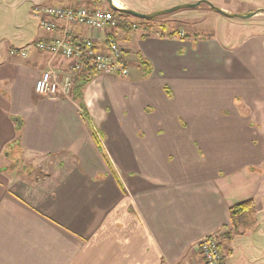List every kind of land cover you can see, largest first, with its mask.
Here are the masks:
<instances>
[{"label":"crops","instance_id":"obj_1","mask_svg":"<svg viewBox=\"0 0 264 264\" xmlns=\"http://www.w3.org/2000/svg\"><path fill=\"white\" fill-rule=\"evenodd\" d=\"M117 26L71 30L101 44L108 36L116 41ZM63 29L40 27L34 40ZM207 40L138 39L147 76L138 56L132 61L118 44L129 74L97 73L81 87L90 126L71 93H34L40 74L67 71L68 59L7 54L0 62V161L15 146L41 160L22 176L0 166V264H205L199 241L228 231L230 207L247 199L255 204L254 233L225 242L223 263L264 264V74L254 70L255 42L230 50ZM211 49L227 64L216 76L198 74ZM206 52L199 63L189 61ZM238 97L247 110L235 105ZM239 244L249 250L242 263Z\"/></svg>","mask_w":264,"mask_h":264},{"label":"rangeland","instance_id":"obj_2","mask_svg":"<svg viewBox=\"0 0 264 264\" xmlns=\"http://www.w3.org/2000/svg\"><path fill=\"white\" fill-rule=\"evenodd\" d=\"M56 0H0V62L5 60V57L11 55L12 49L22 50L28 49L36 43L37 33L40 32L39 20L32 14L33 5L49 6L54 4ZM90 1V2H89ZM123 2L136 6L144 13L135 11L141 14H150L159 11H166L173 7L184 4L199 3L193 8H182L173 12L155 16L152 18H140L134 15H118L114 14V18L118 23L116 41L119 45L126 49V55L135 61L137 56L142 58L138 48V39L142 35H164L175 32L176 40L190 41L192 38L208 39L207 41H215L221 46L229 47L227 49L234 50L239 48L244 43H253L256 51H252V62L254 70L260 74H264V51L259 52V46L264 48V0H122ZM93 0H84L82 4L85 6L93 5ZM102 9L111 10L107 0L100 1ZM222 10L226 15L215 11L212 7ZM260 13L254 15V13ZM112 12V10H111ZM144 23L152 25V29L143 27ZM164 28H159L160 25ZM203 33L204 38L196 37L195 34ZM183 37L177 39L179 34ZM140 36V37H139ZM148 37V36H147ZM146 37V38H147ZM160 37V36H159ZM165 38V37H160ZM167 38V37H166ZM145 39V38H144ZM34 40V41H33ZM216 46L214 45V48ZM234 48V49H233ZM217 51V50H216ZM210 63L203 65V62L196 64L195 70L198 74H203L205 71H210L207 74L216 76V70L221 69L227 63L220 55L225 58L219 51L210 50ZM203 56H190L189 61L199 63L203 58L209 57L208 53L201 54ZM249 56V54L247 53ZM12 56V55H11ZM21 57V56H16ZM174 57V56H173ZM185 58V57H184ZM184 58L180 57L182 63ZM228 58V57H227ZM143 59V58H142ZM205 66V68H204ZM188 69V68H187ZM196 73V74H197ZM195 74V73H193ZM262 77V76H261ZM41 97V96H38ZM235 105L247 110L241 98L234 99ZM17 136L20 137V131H17ZM16 143L18 141H15ZM9 156H3L0 161V166L17 175H24L30 169L34 168L41 157L34 156L28 153H23L21 146H15L7 151ZM253 231H246L245 235L252 237ZM243 235V234H242ZM249 239H245V243ZM238 261L243 260L247 256L248 246L239 244ZM245 249L246 251H244ZM228 256L226 259L228 260Z\"/></svg>","mask_w":264,"mask_h":264},{"label":"built area","instance_id":"obj_3","mask_svg":"<svg viewBox=\"0 0 264 264\" xmlns=\"http://www.w3.org/2000/svg\"><path fill=\"white\" fill-rule=\"evenodd\" d=\"M33 14L38 18L41 27L49 30H55L57 23H62L64 29L61 35L37 42L28 49H12L10 54L26 57L30 50H36L69 60L67 71L49 68L40 74L34 84V92L38 96L70 98L73 79L84 72L87 66L99 74L120 77L129 74L123 52L113 38L108 36L105 48L96 49L97 43L73 36L71 30V26L86 27L96 32L114 29L117 21L108 9L93 6H35ZM218 241V235L214 233L205 235L199 241L198 250L205 264H224Z\"/></svg>","mask_w":264,"mask_h":264},{"label":"trees","instance_id":"obj_4","mask_svg":"<svg viewBox=\"0 0 264 264\" xmlns=\"http://www.w3.org/2000/svg\"><path fill=\"white\" fill-rule=\"evenodd\" d=\"M93 7L96 8H100L101 4H100V0H93ZM112 10V12H111ZM109 10L111 12V14L114 16V14H118V15H122V16H126L129 14L124 13L121 10H117V9H111ZM260 12V11H258ZM144 28L147 29H152V25H148V24H143ZM159 28H164V25H160ZM177 35V33H176ZM175 32L173 33H169L166 36L164 35H159L160 37H167V38H173L176 37ZM149 35H142V39L146 38ZM196 37H202L204 38V34L203 33H197L195 34ZM110 38H113L112 36H109ZM114 39V38H113ZM107 43V39L104 40L101 44H97L96 45V49H101V48H105V45ZM138 61L140 63V65L143 68L144 71V75L147 76L150 72V66L148 64V62L144 61L140 56H138ZM97 74L95 71L92 70V68L90 66H87L86 70L84 72H82L78 77L73 79V84L71 87V98L73 101H76L80 111H81V115L83 117V119L85 120V122L87 123L88 126H90V121L89 118L87 116L86 110H85V106L83 104V101L81 99L82 95H81V87L82 85H84L85 83H87L90 80V76H93ZM164 90L167 91L166 87H164ZM167 94H169V92H167ZM90 128V127H89ZM91 130V128H90ZM91 134L93 137V141L95 142V144L100 148V144L98 139L95 136V133L93 130H91ZM229 219H230V228L228 229V231L221 233L218 235V247L220 248V250L222 251V245L225 242H229L232 238L233 235H240L245 233L246 231H250L253 230L255 228V204L254 201L252 199H247L244 200L242 202L236 203L234 204L232 207H230L229 209Z\"/></svg>","mask_w":264,"mask_h":264},{"label":"water","instance_id":"obj_5","mask_svg":"<svg viewBox=\"0 0 264 264\" xmlns=\"http://www.w3.org/2000/svg\"><path fill=\"white\" fill-rule=\"evenodd\" d=\"M107 3H108V5H109V7L111 9L121 10V11H123L126 14L134 15V16H137V17H140V18H152V17L159 16V15H162V14H167V13H170V12H173L175 10L182 9V8H193V7H195V6H197L199 4L198 2L195 3V4H184V5H180V6H177V7H173L171 9H169V10H166V11H159V12H154V13H150V14H141V13L134 12L132 10L118 9L113 4H111V1L110 0H107ZM210 7H212L215 11H217V12H219L221 14L226 15V13L223 12L222 10L217 9V8H214L211 5H210ZM14 120L17 122V125L20 126V124H21L20 120L19 119H14Z\"/></svg>","mask_w":264,"mask_h":264}]
</instances>
